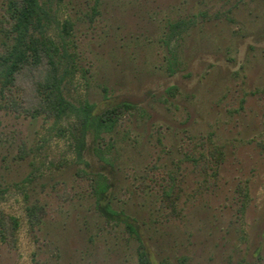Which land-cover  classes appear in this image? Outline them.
Here are the masks:
<instances>
[{"label":"rangeland","instance_id":"obj_1","mask_svg":"<svg viewBox=\"0 0 264 264\" xmlns=\"http://www.w3.org/2000/svg\"><path fill=\"white\" fill-rule=\"evenodd\" d=\"M40 1L65 97L133 107L82 142L75 116L26 115L0 81V264H144L98 208L102 175L150 264H264V0Z\"/></svg>","mask_w":264,"mask_h":264},{"label":"trees","instance_id":"obj_2","mask_svg":"<svg viewBox=\"0 0 264 264\" xmlns=\"http://www.w3.org/2000/svg\"><path fill=\"white\" fill-rule=\"evenodd\" d=\"M5 19V30L13 37V43L0 52L2 92L13 87L23 92V100L12 101L13 107L31 117L60 120L75 116L83 131L82 142L87 134L93 135L95 140L113 131L122 113L132 108L133 103L121 101L97 111L95 104L77 106L65 97L64 77L60 75V48L46 35L51 19L46 6L40 0H8ZM101 177L95 190L99 210L107 219L125 224L128 232L141 243V260L150 264L145 235L137 219L114 208V185L104 175ZM29 211L30 216H35L37 206L30 207ZM0 229L5 235L6 226L2 221Z\"/></svg>","mask_w":264,"mask_h":264}]
</instances>
